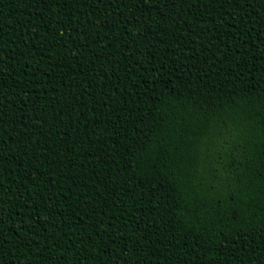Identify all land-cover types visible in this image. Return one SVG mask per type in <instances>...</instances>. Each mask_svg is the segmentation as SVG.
<instances>
[{"label": "trees", "instance_id": "16d2710c", "mask_svg": "<svg viewBox=\"0 0 264 264\" xmlns=\"http://www.w3.org/2000/svg\"><path fill=\"white\" fill-rule=\"evenodd\" d=\"M0 264H264V0H0Z\"/></svg>", "mask_w": 264, "mask_h": 264}]
</instances>
